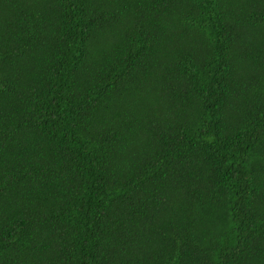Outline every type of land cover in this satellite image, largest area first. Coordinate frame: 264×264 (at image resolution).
Wrapping results in <instances>:
<instances>
[{
  "label": "trees",
  "instance_id": "obj_1",
  "mask_svg": "<svg viewBox=\"0 0 264 264\" xmlns=\"http://www.w3.org/2000/svg\"><path fill=\"white\" fill-rule=\"evenodd\" d=\"M0 264H264V0H0Z\"/></svg>",
  "mask_w": 264,
  "mask_h": 264
}]
</instances>
